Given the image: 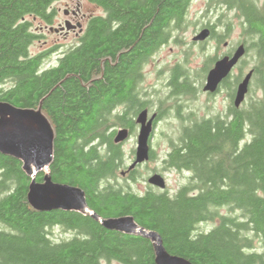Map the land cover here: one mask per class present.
<instances>
[{
  "label": "trees",
  "instance_id": "16d2710c",
  "mask_svg": "<svg viewBox=\"0 0 264 264\" xmlns=\"http://www.w3.org/2000/svg\"><path fill=\"white\" fill-rule=\"evenodd\" d=\"M57 1L0 0V101L40 107L48 119L51 179L80 187L104 218L132 216L192 264H264V251H256L257 240L264 245V0H210L221 17L232 11L239 19L260 95L248 96L226 129L203 121L170 141L164 164L192 171L173 195L120 185L124 151L113 137L117 127L133 129L130 111L145 104L135 89L140 64L186 20L192 0H89L103 14L91 16L76 43L45 67L53 49L30 54L41 35L26 17L51 25ZM30 181L19 159L0 152V264H155L148 238L108 229L80 211L34 209ZM55 227L72 235L56 240Z\"/></svg>",
  "mask_w": 264,
  "mask_h": 264
},
{
  "label": "water",
  "instance_id": "95a60500",
  "mask_svg": "<svg viewBox=\"0 0 264 264\" xmlns=\"http://www.w3.org/2000/svg\"><path fill=\"white\" fill-rule=\"evenodd\" d=\"M208 34V28H203L193 37V40H203ZM245 52L244 43H240L231 56H224L217 60L207 74L205 89H212L219 80L226 77ZM251 74L252 71H248L238 84L234 99L235 106H239L243 101L248 91ZM152 119H147L146 110L140 111L136 117L140 128L136 137L135 157L128 166L129 169L149 159ZM127 137V129H119L113 140L115 143H121ZM0 152L22 162V169L31 178L28 201L34 209L80 211L108 229L139 235L151 240L155 251V264H192L184 257L169 253L163 246L160 235L154 230L138 225L132 216L104 218L87 205L84 191L80 187L51 179L49 164L53 156V130L40 107L23 108L0 101ZM42 171L45 172L44 181L37 182L36 176ZM147 183L160 190L166 188L165 179L159 173L150 175Z\"/></svg>",
  "mask_w": 264,
  "mask_h": 264
},
{
  "label": "flooded vegetation",
  "instance_id": "af4514ba",
  "mask_svg": "<svg viewBox=\"0 0 264 264\" xmlns=\"http://www.w3.org/2000/svg\"><path fill=\"white\" fill-rule=\"evenodd\" d=\"M66 5L67 7L63 10V14L65 16L62 20H60L58 12H56L55 17L53 18L52 25L49 26L48 24L43 22L41 25H39V29L42 30L48 27L49 30H52L58 34H63L64 36L73 32L76 38L82 35L88 19L93 15L83 12L82 5L79 2H77L75 5H70V3H67ZM206 23L207 22L202 24L200 31L203 28H208V36L203 40L195 41L193 40V37L200 32L197 31L195 32L196 34L192 37V42L194 43L192 46H196L198 47V49H204L209 43H211L214 48V54L207 56L202 63V66H205V71L203 72V74L199 73L198 71L196 72V75L198 77L192 76L191 72L184 68L183 63L175 62L169 68L165 70L160 68V70L157 71V77H159V74L161 73H166L165 76H163L165 78L164 80H149L154 86L151 88L144 87L141 90L139 88L140 84L145 82L150 83L148 80H143V66L148 62V58L144 59L140 64L139 79L135 80V89L137 92L138 102L145 104L143 106H139L136 110L130 111L131 113H134L133 129H129L127 127H120L119 129H127V138L131 137L136 129L138 133L140 125L136 122V117L140 111L146 110L147 119L153 118L151 125L152 134L149 140L150 154L151 152L153 153V158L150 159L157 158V156L154 154V151L152 150L151 139H153L155 133L157 132L159 123L167 116H171L179 121V125L177 126L178 132H181L184 129H199L203 121H209L210 127L214 130L217 127L226 129L230 121L229 117H234L235 114L238 113L237 111H244L249 96L248 94L252 87L253 76L255 75V68L253 65L254 63L251 66L247 67V70L246 67L240 70L241 66H239V64L247 54L246 51L245 54L239 59L238 63L233 66L226 77L219 80V82H217V84L212 89H205L207 83V74L209 70L214 66L215 62L224 56H231L235 48L237 47L236 46L231 49L228 45V42L226 41V37L228 35L227 29H224L222 27L218 29V23H215V27L211 28L210 26H206ZM210 24L214 23L210 22ZM168 41L169 40H167V42ZM241 43H244V45L246 46L245 38ZM164 44L165 43L160 45L152 53V55L155 52L159 51L161 47L164 46ZM221 45H223L222 50H220ZM248 71H252L248 85V91L239 106H235L234 99L236 96L238 84ZM174 73H176L177 75L175 76ZM236 77H238V80H236ZM120 107V110H122L123 106ZM122 143L123 142L119 144L122 145ZM134 157L135 151L132 161L134 160ZM139 165L140 164H137L132 169H129L127 166L126 169L121 171V175H129V172L134 169L137 170V167ZM169 172H176L180 175L182 174L184 175L183 179L185 180H187V178L192 175V171L188 169H179L175 166L168 167L164 164V158L162 168L153 171V173H159L160 175H162L165 181L166 176L169 174ZM156 191L163 190L156 189Z\"/></svg>",
  "mask_w": 264,
  "mask_h": 264
},
{
  "label": "rangeland",
  "instance_id": "374dc122",
  "mask_svg": "<svg viewBox=\"0 0 264 264\" xmlns=\"http://www.w3.org/2000/svg\"><path fill=\"white\" fill-rule=\"evenodd\" d=\"M77 2L82 5V11L87 14H103L102 8L91 3L89 0H64L53 3V7L55 8L56 12H58L60 20H62L65 16L63 14V10L67 7L66 4L70 3V5H75ZM209 3L210 0H192L186 20L178 27H174L175 31L173 30L170 32V36L167 39L169 41L166 42L159 51L151 55V57L148 58V62L143 66V80H164L165 78L163 76H165L166 73H161L159 74V77H157V71L160 70V68L165 70L175 62L183 63L184 68L190 71L192 76L198 77L196 75V72L198 71L199 73L203 74L205 71V66L203 67L202 63L207 56L214 54V48L213 45L209 43L206 48L198 49V47L192 46L194 44L192 42V37L196 34L195 32L200 31L202 24L207 21L218 23V29L224 26L223 21L230 24V31L226 37V41L228 42V45L231 49L236 47L237 44L244 40L245 36L242 30V25L240 24L239 19L233 15V12L223 11L224 15L221 17L220 12L222 9L217 8L213 4L209 5ZM219 18L220 21H218ZM26 19L31 22L33 30L37 34L41 35L29 46L30 54H37L48 49H53L50 52V55L44 61L45 67L54 65L58 57L61 56V53L76 43L77 38L73 32L64 36L63 34H58L52 30H49L48 27L40 30L39 25H41L43 22L31 16H27ZM220 47V50H222L223 45ZM252 54H254L253 51L244 56L243 60L239 64V66H241L240 70L244 69V67H246L247 70V67L254 63ZM149 82L150 83L145 82L140 84L139 88L142 90L144 87H153L154 85L151 83V81ZM248 95L250 97L260 95V90L258 89L256 82L252 83V87ZM120 108L121 107H119V110ZM178 125L179 121L171 116H167L166 118L162 119L158 125L157 132L155 133L153 139H151L152 150L154 151V154L157 156V158H149L147 161L140 164L137 167V176L135 179H130L129 175H121V171L126 169L127 166H129V164L132 162L136 148L137 129L131 137L126 138L122 143L125 161L123 166L117 172L118 183L124 188L126 187L129 190L138 193H143L146 189H148V187L158 190L157 187L147 183V178L153 174L154 170H159L162 168L163 158L170 149V141L176 140L179 135V132L177 131ZM119 128L120 127H117L116 129L118 130ZM183 176L184 175L177 174L176 172H169V174L166 176L165 190L168 191L169 194L173 195L180 186L187 182L185 179H183ZM221 211H227V207L223 206ZM213 222L214 221H209L201 224L198 230L208 229L213 225ZM71 235L72 233L70 231H64L60 227H55L53 229L52 237L58 240L69 238ZM256 247V251H264V245L259 243L258 240L256 241ZM109 264L120 263L111 261Z\"/></svg>",
  "mask_w": 264,
  "mask_h": 264
},
{
  "label": "bare ground",
  "instance_id": "6f19581e",
  "mask_svg": "<svg viewBox=\"0 0 264 264\" xmlns=\"http://www.w3.org/2000/svg\"><path fill=\"white\" fill-rule=\"evenodd\" d=\"M46 169V168H45Z\"/></svg>",
  "mask_w": 264,
  "mask_h": 264
}]
</instances>
